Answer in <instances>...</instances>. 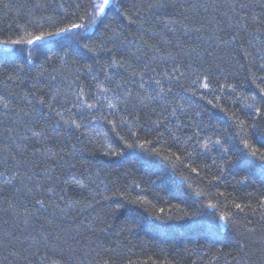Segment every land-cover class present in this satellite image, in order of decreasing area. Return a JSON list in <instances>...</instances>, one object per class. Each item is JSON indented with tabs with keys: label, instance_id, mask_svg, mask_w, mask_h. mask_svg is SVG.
<instances>
[{
	"label": "trees",
	"instance_id": "obj_1",
	"mask_svg": "<svg viewBox=\"0 0 264 264\" xmlns=\"http://www.w3.org/2000/svg\"><path fill=\"white\" fill-rule=\"evenodd\" d=\"M261 2L114 0L104 24L83 33L88 39L82 42L94 51L81 48L71 34L42 48L0 44V172L6 174L0 177V244L7 245L0 247V264H264V162L252 156L264 152V28L252 19L253 13L264 15L256 7ZM87 5L0 0V41L81 23L77 17L91 11ZM113 60L125 67H112ZM133 71L143 74V90L139 75L124 84ZM205 76L210 90L202 87ZM110 83L121 88L100 90ZM127 89L134 93L127 106L136 105L128 114L117 98ZM136 93L145 97L142 103ZM89 103L96 107L87 108ZM61 116L80 128L56 123ZM109 120L118 124L115 130ZM130 130L140 141L153 140L149 148L160 156L124 148L120 136ZM196 133L210 151L188 147L187 137ZM209 138L231 149L228 159ZM46 167L53 181L43 179ZM32 173L56 187L40 193L43 209L17 192L33 187L35 181L26 180ZM210 203L217 207L208 208ZM175 205L198 215L167 221L181 214ZM160 209L165 220L155 219ZM224 214L227 223L219 221ZM162 223L193 227H155ZM209 223L217 226L211 235ZM41 234L60 239L47 247L41 242L37 250L32 239Z\"/></svg>",
	"mask_w": 264,
	"mask_h": 264
},
{
	"label": "snow or ice",
	"instance_id": "obj_2",
	"mask_svg": "<svg viewBox=\"0 0 264 264\" xmlns=\"http://www.w3.org/2000/svg\"><path fill=\"white\" fill-rule=\"evenodd\" d=\"M113 6H114V0H88L87 8L91 9V11L89 12V11L85 10L84 16L77 17V19H79L80 21H83V22H81V23L72 22V23L67 24L66 26H56V27H54V30L42 31L39 35H32L30 39H23L22 38L20 40H15V41H11V42L5 40V41H0V44H4V45H7L9 43L15 44V45L27 44V45H37L38 47L42 48V47L46 46L44 44V42H46V41L51 43L57 37H60L61 39H67L68 34H71L72 39L76 40V42L80 45L81 48L86 49L89 52L94 51V48L90 47L87 43L82 42V40L88 39V37L83 36V33H87L89 30L93 29V27L98 25V24H104V19L112 11ZM149 6L152 7V5H149ZM156 6L163 8L166 5L163 3H160ZM76 7L79 8V7H81V5L78 4V5H76ZM241 7L242 8L249 7V5L242 4ZM256 7H259L261 10V13L264 14V2L259 3L258 5H256ZM252 19H253V21H257L259 19L261 28H264V15H262L260 18H258L257 15L255 13H253ZM256 31H260V29L257 28ZM20 51L23 52V49H20ZM35 51H36V48H32L31 50L27 51V58L32 59ZM109 51H111V50L109 49ZM168 55L171 57L173 54L168 53ZM111 66L114 68L120 69V68H124L125 64L113 60L111 62ZM261 67H264V65H262ZM152 71H155V69L153 68ZM175 71L178 72L179 69H175ZM136 75L140 76V80L137 81V83L139 84V88L143 90L145 87V81H144V76L142 73H137V72L133 71L131 73L129 79L124 81V84H128L129 81L131 80V77L136 76ZM106 79H108L110 82L114 83V81H112L111 77H106ZM149 80L151 81L152 78L150 77ZM197 80H201V77L197 76ZM203 80L205 82L202 84V87L206 90H210L211 89L210 77L205 76V77H203ZM152 82L155 83V85L160 86L159 80H155ZM120 88H121L120 84H116L115 87H112L111 83H110V85L108 87L101 88L100 90L104 93H107V92L116 93L117 90ZM160 91L162 93H164L165 95L167 94L162 87H161ZM167 91L170 92L171 89H168ZM262 91H264V90H262ZM133 95H134L133 90L127 89L125 91V93H123L122 95H119L117 97L118 99L123 100V102L125 104V108L123 110L125 111L126 114L130 113L132 111V109H134L136 107L135 104H132L131 107L127 106L129 103V100H131ZM136 97L138 100H140L141 103L145 99V97H142L140 95V93H136ZM146 98L151 99L152 98L151 94H149L148 97H146ZM77 99H79V97H77ZM40 103L41 104L45 103V100L43 97H41ZM209 103H211V101ZM85 106L87 108H95L96 107L95 104H91V103L86 104ZM108 107L111 108V107H114V105L109 104ZM248 107H252V105H248ZM257 112L259 113L260 109H257ZM56 115L60 116L61 114L59 112H56ZM134 119L138 122L140 117L135 116ZM61 121H63L62 116H61V120H57L56 123H61ZM63 123L75 125V127L77 129L80 128V125L77 124L76 121H74V120L63 121ZM108 123L112 125L113 130H115L118 127V124L114 121L109 120ZM121 123L128 124L129 122L125 121V120H123V118H121ZM159 128H160V125L156 124L155 129L157 132H159ZM197 136H199V133H196L193 136L187 137L186 142L188 144V147L195 148V147L199 146V147H202L206 152L210 151L211 149H209L208 143L200 144L199 139H196ZM174 139L176 140L177 143H179V137H174ZM120 140L124 142V148H126V149H137L138 148L144 152H149L150 154L155 155L157 157L160 156L159 152H152L151 149L149 148V146L153 144V140L144 139V140L140 141L139 136H138L136 131L130 130L128 132L127 136H120ZM209 143H212L213 147H219V150L224 153L225 159H228L229 156L232 154L231 149L224 147L222 142L219 139H216L213 142L212 139L209 138ZM245 147H248L247 143H245ZM184 151L187 152L188 148H185ZM66 154L71 155L72 153H71V151H69ZM113 154L114 155H123L124 153L121 151V152H113ZM175 155L176 154L173 153V156H175ZM191 155H192V152H188V157H191ZM257 155H259V159L262 162H264V152H259L258 149L256 151L252 152L253 157H256ZM61 159H63V156H61ZM176 159L183 162L182 156H176ZM234 162H235L234 160H229V163H234ZM17 163L19 164V163H21V161H17ZM213 163H215V162H213ZM248 163H254V162L250 161ZM261 166H262V169H264V163H262ZM191 170H192V172L199 175V172L197 171V169L195 167H193ZM44 171H45L46 175L43 179L46 181H53L54 177L49 174L51 172V169L46 167L44 169ZM5 175H6L5 172H0V177H3ZM245 179H247V177H245ZM26 180L29 182L35 181V183L33 184V187L29 188L27 185H25L23 188H18L17 192H24L27 195H30L32 198L33 206L39 205L40 208H42V209L45 208L46 200L42 199L40 197V193L43 192L45 195H47V193H55L56 187L52 183H48V184L40 183L39 178L37 177L36 173H32L30 175H27ZM6 182H10V181H6ZM64 184L66 185L67 181H64ZM81 187H83V185H81ZM61 191H66V188H62ZM33 193H35V194H33ZM195 194L197 196L202 195L201 192H196ZM49 199H50V197H49ZM262 204H264V202H262ZM234 206H235V208L243 211V208L240 204H235ZM174 207L176 209H178V212L181 214H178L176 216L169 215L166 217L167 221H188L191 219V217L198 215L197 212L186 211L185 209L181 208L180 205H175ZM207 207L214 209L217 207V205L210 203L207 205ZM28 211H29V209L26 207L25 212H28ZM113 211H119V209L118 208L113 209ZM160 213H161V215L156 216L155 219L156 220H165L164 209H160ZM219 221L227 223L228 222L227 214L220 215ZM155 227H157V228H165L166 227V228L180 229V228H192L193 225L189 224V223H162V224L155 225ZM216 227H217L216 225L209 223V225L207 226L209 235H211L213 233V231L216 229ZM16 239H19V238L16 237ZM59 239H60V237H50L48 235L41 234L39 239H35V238L32 239V245L37 246V250H38V246L41 244V242H43L45 244V247H47V244L50 240L59 241ZM27 243H28V241L22 242V244H27ZM0 247H7V245L0 244ZM23 250L24 249H21V251H23ZM20 254H21L20 251L15 253V255H17V256H19ZM33 255H35V253H33ZM40 259L44 260V259H46V257H41ZM53 264H56V262L54 261ZM105 264H107V262H105Z\"/></svg>",
	"mask_w": 264,
	"mask_h": 264
}]
</instances>
